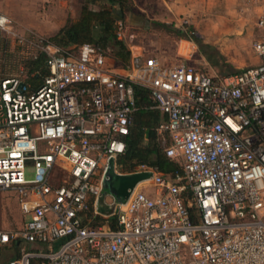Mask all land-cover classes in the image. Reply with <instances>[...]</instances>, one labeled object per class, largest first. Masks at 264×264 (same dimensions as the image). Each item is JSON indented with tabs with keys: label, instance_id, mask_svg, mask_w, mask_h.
<instances>
[{
	"label": "built area",
	"instance_id": "built-area-1",
	"mask_svg": "<svg viewBox=\"0 0 264 264\" xmlns=\"http://www.w3.org/2000/svg\"><path fill=\"white\" fill-rule=\"evenodd\" d=\"M257 26L259 63L242 72L134 52L120 70L92 43L62 47L0 11L3 35L43 59L32 79L0 72V191L16 192L24 219L0 230V248H20L6 264H264V15ZM136 86L166 116L157 133L182 174L119 163ZM109 171L151 176L105 212Z\"/></svg>",
	"mask_w": 264,
	"mask_h": 264
},
{
	"label": "rangeland",
	"instance_id": "rangeland-1",
	"mask_svg": "<svg viewBox=\"0 0 264 264\" xmlns=\"http://www.w3.org/2000/svg\"><path fill=\"white\" fill-rule=\"evenodd\" d=\"M181 4V12L173 15L172 22H156L165 23L161 26H137L129 17L123 36L131 52L154 56L166 65H197L211 74H228L258 64L253 42L260 33L257 21L264 15V0H184ZM5 5L6 1L0 0V6ZM9 7L16 9L13 3H9ZM4 13L13 18L18 30L24 31V25L21 26L15 16ZM34 53L35 50L19 46L13 37L4 36L0 31V72L15 75L24 69L27 74L26 64ZM111 63L116 69H123L112 58ZM27 176L33 177L31 169ZM65 176V169H58L53 172L51 181L60 184ZM106 182L101 205L109 212L114 194L109 180ZM23 224L16 192L0 191V230H18ZM19 250L14 244L2 248L0 264H6Z\"/></svg>",
	"mask_w": 264,
	"mask_h": 264
},
{
	"label": "trees",
	"instance_id": "trees-1",
	"mask_svg": "<svg viewBox=\"0 0 264 264\" xmlns=\"http://www.w3.org/2000/svg\"><path fill=\"white\" fill-rule=\"evenodd\" d=\"M108 1L112 4L118 2L124 16L126 13L138 14L134 10L131 0ZM116 23L117 21L110 9L104 8L101 12L87 9L82 13L80 20L69 19L67 24L49 39L62 47H78L85 42L92 43L114 59L116 63L127 66L130 63L132 52L127 41L117 37ZM163 24L165 23L161 22L156 25L161 26ZM196 40L199 39L196 38ZM42 66V57L29 60V63L26 64L28 68L26 73L30 79L33 78L32 73ZM242 71L244 70H237L228 74ZM136 99L138 110L134 115L129 134L122 136L126 143V152L119 159V163L127 170H133L139 164L146 163L172 176L182 174L181 165L166 155L165 147L157 133L158 125L166 119V116L151 107L153 101L146 88L136 86ZM103 222V218H95L91 225L97 226ZM19 255L20 252L15 257ZM34 264H36L35 261Z\"/></svg>",
	"mask_w": 264,
	"mask_h": 264
},
{
	"label": "crops",
	"instance_id": "crops-1",
	"mask_svg": "<svg viewBox=\"0 0 264 264\" xmlns=\"http://www.w3.org/2000/svg\"><path fill=\"white\" fill-rule=\"evenodd\" d=\"M5 1L6 5L0 6L3 9V11H0L8 12L15 16L16 21L21 26L24 25V30L34 29L41 36L49 38L58 33L67 24L69 19L74 21L80 20L82 13L87 9L96 12H101L104 8L110 9L116 21H124L125 24L129 17H131L130 20L135 22L137 26H144L145 24L154 27L158 21L170 23L175 18L173 15L181 12V2L184 0H131L134 10L138 12L137 16L134 14L130 15L131 13H126L124 16L120 4L118 2L112 4L108 0ZM9 3L15 4L16 9L9 7Z\"/></svg>",
	"mask_w": 264,
	"mask_h": 264
},
{
	"label": "water",
	"instance_id": "water-1",
	"mask_svg": "<svg viewBox=\"0 0 264 264\" xmlns=\"http://www.w3.org/2000/svg\"><path fill=\"white\" fill-rule=\"evenodd\" d=\"M151 176V173L141 172L132 173L128 175H113L111 171L108 172V180L111 191L119 201H125L129 195V190L133 188L139 181ZM107 187V182H105Z\"/></svg>",
	"mask_w": 264,
	"mask_h": 264
}]
</instances>
